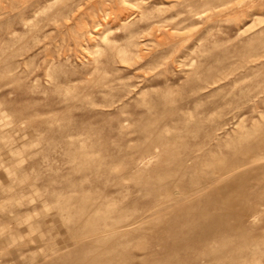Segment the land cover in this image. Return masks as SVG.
<instances>
[{"label":"rangeland","instance_id":"374dc122","mask_svg":"<svg viewBox=\"0 0 264 264\" xmlns=\"http://www.w3.org/2000/svg\"><path fill=\"white\" fill-rule=\"evenodd\" d=\"M263 138L264 0H0V264H264Z\"/></svg>","mask_w":264,"mask_h":264},{"label":"bare ground","instance_id":"6f19581e","mask_svg":"<svg viewBox=\"0 0 264 264\" xmlns=\"http://www.w3.org/2000/svg\"><path fill=\"white\" fill-rule=\"evenodd\" d=\"M263 139H264V138H263ZM239 151H240V150H239ZM263 152H264V151H263ZM263 152H262V153H263ZM262 153H261V154H262ZM263 155H264V154H263ZM232 179H233V178H232ZM235 179H236V178H235ZM233 181H234V180H233ZM234 185H236V183H235ZM237 185H238V184H237ZM242 185H243V184H242ZM231 187H232V186H230V188H231ZM238 188H239V187H238ZM233 189H234V188H233ZM234 195H235V194H234ZM233 208H234V207H233ZM235 208H236V207H235Z\"/></svg>","mask_w":264,"mask_h":264}]
</instances>
